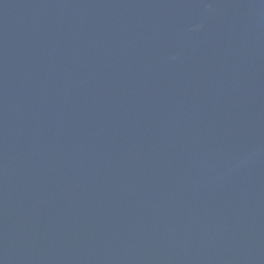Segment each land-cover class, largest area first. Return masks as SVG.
Segmentation results:
<instances>
[{
  "label": "water",
  "instance_id": "95a60500",
  "mask_svg": "<svg viewBox=\"0 0 264 264\" xmlns=\"http://www.w3.org/2000/svg\"><path fill=\"white\" fill-rule=\"evenodd\" d=\"M0 264H264V0H0Z\"/></svg>",
  "mask_w": 264,
  "mask_h": 264
}]
</instances>
